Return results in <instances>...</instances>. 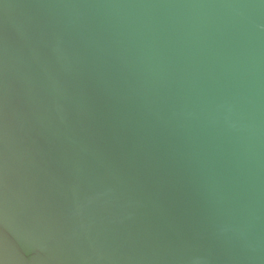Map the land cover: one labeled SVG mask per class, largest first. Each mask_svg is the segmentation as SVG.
I'll return each instance as SVG.
<instances>
[{
  "label": "bare ground",
  "instance_id": "6f19581e",
  "mask_svg": "<svg viewBox=\"0 0 264 264\" xmlns=\"http://www.w3.org/2000/svg\"><path fill=\"white\" fill-rule=\"evenodd\" d=\"M113 64L70 0H0V264H264Z\"/></svg>",
  "mask_w": 264,
  "mask_h": 264
},
{
  "label": "water",
  "instance_id": "95a60500",
  "mask_svg": "<svg viewBox=\"0 0 264 264\" xmlns=\"http://www.w3.org/2000/svg\"><path fill=\"white\" fill-rule=\"evenodd\" d=\"M70 2L264 254V0Z\"/></svg>",
  "mask_w": 264,
  "mask_h": 264
}]
</instances>
